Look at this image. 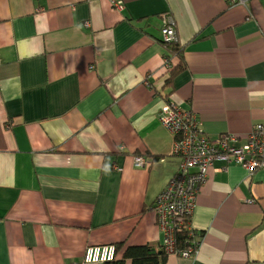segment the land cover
Masks as SVG:
<instances>
[{
	"label": "crops",
	"instance_id": "0c3cea01",
	"mask_svg": "<svg viewBox=\"0 0 264 264\" xmlns=\"http://www.w3.org/2000/svg\"><path fill=\"white\" fill-rule=\"evenodd\" d=\"M120 1L0 0V264L160 248L151 204L178 165L161 95L211 142L263 121L264 0ZM162 14L185 64L166 83ZM190 223L199 247L167 264H264V168L216 160Z\"/></svg>",
	"mask_w": 264,
	"mask_h": 264
},
{
	"label": "built area",
	"instance_id": "2783aa9c",
	"mask_svg": "<svg viewBox=\"0 0 264 264\" xmlns=\"http://www.w3.org/2000/svg\"><path fill=\"white\" fill-rule=\"evenodd\" d=\"M111 2L115 8L122 9L120 0ZM162 22V40H175L177 34L172 18L162 14ZM158 121L173 136L180 134L173 146V154L179 156L180 162L164 190L154 198L152 211L155 210L154 213L158 216L156 225L162 233L161 243L165 251L168 254L191 258L196 252L195 244L177 250L174 233L180 229L187 231L189 237L196 233L187 216L193 211L199 189L209 170L213 168L215 160L223 159L237 163L251 172L264 167V120L253 125L242 145H237L238 139L232 135L228 136L231 145L219 139L215 142L209 141L194 124V119L185 115L179 105L171 100H168L161 110ZM136 160L142 162L138 157ZM115 252L113 244L89 245L84 250L83 261H110L113 260Z\"/></svg>",
	"mask_w": 264,
	"mask_h": 264
},
{
	"label": "trees",
	"instance_id": "16d2710c",
	"mask_svg": "<svg viewBox=\"0 0 264 264\" xmlns=\"http://www.w3.org/2000/svg\"><path fill=\"white\" fill-rule=\"evenodd\" d=\"M159 41H160V44L163 46L164 50H167L166 54L168 56H173V58L170 61L173 64L171 67L170 74H169V69H167L165 67V63H164V66H162L164 69L162 74L167 75L165 77V83H166L173 76V72L176 73V72H178L184 68L183 66L185 64H184V58H183V45L178 40V37H176L175 40H172L169 42L163 41L162 38H160ZM164 87L165 86H163V88ZM165 99L174 101L172 92L167 93L165 95H161V101L163 102ZM162 105H163V103L161 104V106ZM263 120H264V115H263ZM6 126H7V123H5V127ZM8 126L10 127V124ZM169 134H171V133H169ZM170 136L173 139V146H174L175 140L180 138V134H177L176 136H173L171 134ZM232 136H235L239 141V138L237 135L233 134ZM243 143L237 144V145H242ZM175 156L177 158L179 157L177 155H175ZM158 159H159L158 155H156V156H154L153 160L155 161ZM217 160H219V159H217ZM221 160H223V159H221ZM223 161L228 162L227 160H223ZM162 190H164V189H162ZM196 200H197V196L195 199V203H196ZM192 212L189 216H187V218H189V219L191 218ZM195 231H196V233H198V235L196 236L197 241L194 245L195 250H197V248L199 247V244H200L201 237H202V231L197 229V228H195ZM174 237H175V243H176V249L177 250H183L184 248L187 247L188 244H186L185 241L188 239H187L185 230L180 229V230L176 231L174 233ZM188 243H189V240H188ZM113 244H114V247L116 250L113 260L106 261V262H103L101 264H167V257L169 255H175V257H177L179 259L183 258V257H181V255H177L174 253L168 254L165 251V247H164V245H162V243L160 245V248L154 247L153 245L148 244V243L129 245V244H125L124 242L118 241V242H115ZM186 260L188 262H190V258L184 259V260L181 259V261H186Z\"/></svg>",
	"mask_w": 264,
	"mask_h": 264
},
{
	"label": "rangeland",
	"instance_id": "374dc122",
	"mask_svg": "<svg viewBox=\"0 0 264 264\" xmlns=\"http://www.w3.org/2000/svg\"><path fill=\"white\" fill-rule=\"evenodd\" d=\"M172 20H173V24H176V22H175V19L174 18H172ZM173 154V153H172ZM174 156H175V154H173ZM176 157V156H175ZM158 158H164V156L162 155V154H159V156H158ZM177 158V157H176ZM177 164H179V162H180V159L179 158H177ZM137 163H138V160H137ZM264 168V167H263ZM261 169V168H260ZM258 170V169H257ZM153 215H154V218H155V220L158 218V216H157V214H155L154 212H153ZM182 231V230H181ZM185 233H186V236H187V239L189 240V243H188V240H186L185 241V243L186 244H188L187 245V247L188 246H192V245H194L195 243H196V241H197V238H196V236L198 235V233H195L193 236H191V237H189L188 236V234H187V231H185ZM107 261V260H106ZM106 261H100V262H98V263H103V262H106ZM90 262V261H89ZM88 262V263H89Z\"/></svg>",
	"mask_w": 264,
	"mask_h": 264
},
{
	"label": "bare ground",
	"instance_id": "6f19581e",
	"mask_svg": "<svg viewBox=\"0 0 264 264\" xmlns=\"http://www.w3.org/2000/svg\"><path fill=\"white\" fill-rule=\"evenodd\" d=\"M137 157H138V156H137ZM138 158H139V157H138ZM138 166H139V167L141 166V162H140V161L138 162Z\"/></svg>",
	"mask_w": 264,
	"mask_h": 264
},
{
	"label": "clouds",
	"instance_id": "9594fccd",
	"mask_svg": "<svg viewBox=\"0 0 264 264\" xmlns=\"http://www.w3.org/2000/svg\"><path fill=\"white\" fill-rule=\"evenodd\" d=\"M114 245V244H113Z\"/></svg>",
	"mask_w": 264,
	"mask_h": 264
}]
</instances>
